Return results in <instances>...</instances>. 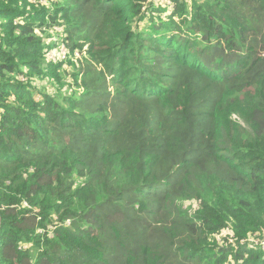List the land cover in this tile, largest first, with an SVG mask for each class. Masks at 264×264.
Wrapping results in <instances>:
<instances>
[{"label": "trees", "instance_id": "obj_1", "mask_svg": "<svg viewBox=\"0 0 264 264\" xmlns=\"http://www.w3.org/2000/svg\"><path fill=\"white\" fill-rule=\"evenodd\" d=\"M251 240L264 0H0V264H264Z\"/></svg>", "mask_w": 264, "mask_h": 264}, {"label": "built area", "instance_id": "obj_2", "mask_svg": "<svg viewBox=\"0 0 264 264\" xmlns=\"http://www.w3.org/2000/svg\"><path fill=\"white\" fill-rule=\"evenodd\" d=\"M56 32H58V34H62V30H61V28H56ZM54 34H57V33H54ZM59 40L60 39H55V43L57 44V46H59ZM65 44V43H64ZM66 45V44H65ZM67 46V45H66ZM68 48V47H67ZM49 51V50H48ZM67 54H69V50H65V49H63V50H61V52L60 53H58L57 55H55L56 57H57V59H53L52 60V56H51V53L50 52H48V54H47V58H48V60L47 61H49V62H51L52 64H57V63H59V62H62V60L63 59H65L66 58V56H67ZM78 54L79 53H76V55L78 56ZM58 61V62H57ZM21 79V81H26V78H24V77H21L20 78ZM224 235V234H223ZM221 236V235H219V236H217L216 237V239H217V242L219 243V244H223V242H224V237H227L228 238V243L229 244H231V245H233V246H235V238H234V236H233V234L230 232V231H226L225 232V235L224 236ZM250 243L251 244H255L256 246H260L263 250H264V240L262 241V242H259V241H255V240H251L250 241Z\"/></svg>", "mask_w": 264, "mask_h": 264}, {"label": "rangeland", "instance_id": "obj_3", "mask_svg": "<svg viewBox=\"0 0 264 264\" xmlns=\"http://www.w3.org/2000/svg\"><path fill=\"white\" fill-rule=\"evenodd\" d=\"M52 35V36H51ZM51 35H48V36H51L52 38H53V40H52V42H49L48 41V43H50L51 44V46H52V44H53V47L51 48V49H49V51H47V54H48V52H50L51 53V56H52V60L53 59H57V57L55 56V55H57L58 53H60L61 52V50H63V49H67L68 50V48H67V46L64 44V42L62 41V38L58 35V34H53V33H51ZM51 38V39H52ZM60 39L59 40V46H57V44L55 43V39ZM69 57H70V54H67V56H66V58L65 59H63L62 60V62H66L68 59H69ZM78 57H80V54H78ZM58 62V61H57ZM232 118L234 119V120H239V117L238 116H236V115H233L232 116ZM225 235V232L224 233H222L221 234V236L222 235ZM223 235V236H224Z\"/></svg>", "mask_w": 264, "mask_h": 264}]
</instances>
